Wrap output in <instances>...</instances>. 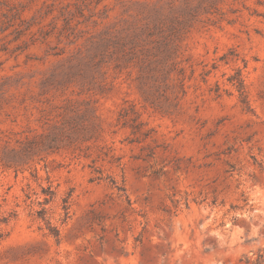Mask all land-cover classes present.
Segmentation results:
<instances>
[{"label":"rangeland","instance_id":"obj_1","mask_svg":"<svg viewBox=\"0 0 264 264\" xmlns=\"http://www.w3.org/2000/svg\"><path fill=\"white\" fill-rule=\"evenodd\" d=\"M43 3L73 13L71 29L40 34L49 15L33 38L13 39L17 19L0 30V160L16 139L73 140L17 170L0 161V264H258L264 0H0V12L29 21ZM130 106L147 137L118 119Z\"/></svg>","mask_w":264,"mask_h":264},{"label":"trees","instance_id":"obj_2","mask_svg":"<svg viewBox=\"0 0 264 264\" xmlns=\"http://www.w3.org/2000/svg\"><path fill=\"white\" fill-rule=\"evenodd\" d=\"M56 9L54 3H43V5L37 10V13L31 17L29 21H26L24 18H22V11H24V8H13L8 7L7 11H1L0 12V30L4 31L7 29V27H12L15 25L14 22L8 24L6 27L1 28L5 23L14 21L15 19L18 20L17 26H14V40H19L22 36L30 35L31 38L35 35V32L31 31V27L33 25H39L41 24L42 20L47 16H52L51 26L49 30H45L44 27L41 25L39 27V33L42 34V32L45 35L51 34L54 30H57L58 33H65L66 31L71 29V20L73 18V13H71L68 9L59 8L58 11L60 12V15H52L53 11ZM62 18V27L60 29H57V20L59 18ZM32 41H34L32 39ZM238 74V73H237ZM236 87L239 91L240 100L242 103H246V95L244 93V86L242 83V80L239 77V74L236 76ZM183 92V90H182ZM121 120L122 125H129L132 129V132L134 133H141L144 135V137H147L149 135V131L147 129H143L144 123L139 121V114L137 111H135L133 106H130L129 108L122 107L119 111V118ZM73 131L76 130V127L73 125L71 128ZM69 133V134H68ZM66 132V130H59L58 132L54 133L53 135H40V136H33L31 138H24V139H16L15 145L10 148H6L3 153V158H1L0 161H2V164L8 168H14L15 170L18 169L20 165L28 163L29 160H31L35 156H39L42 151H46L48 153H55L60 148L59 143H61L64 140H67L69 143L73 140V136L70 132ZM71 136V137H70ZM96 172H99V170L94 169ZM43 193L47 197H52L54 192L51 187V185H47V187L42 188ZM46 197L45 201H48V198ZM66 201L64 200V203ZM66 209V207H64ZM44 208L42 207L38 213L39 215H43ZM42 217V216H41ZM8 220L7 216L0 214V225L3 223H6ZM1 236V232H0ZM257 263L261 264L264 263V258L262 255L259 254Z\"/></svg>","mask_w":264,"mask_h":264}]
</instances>
